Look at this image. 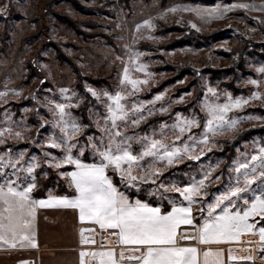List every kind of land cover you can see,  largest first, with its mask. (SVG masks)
<instances>
[{"label":"snow or ice","instance_id":"snow-or-ice-1","mask_svg":"<svg viewBox=\"0 0 264 264\" xmlns=\"http://www.w3.org/2000/svg\"><path fill=\"white\" fill-rule=\"evenodd\" d=\"M237 7L247 9L254 8V5L229 3L204 7L181 4L164 11L195 12L208 21L223 18ZM192 27L197 25L192 23ZM155 28L152 17L135 25L137 32ZM148 38L157 37L149 31ZM118 39L123 40L124 37ZM135 39L134 36L133 41ZM123 48L124 53L115 57L121 61L117 86L111 90L87 86V91L101 107L93 105L89 109L95 130L83 140L76 137L89 124L82 123L71 109L78 107L84 97L69 87H62L60 98H44L45 107L52 114L51 128L54 131L34 143L47 146L42 149L43 164L58 169L57 176L66 179L74 195L52 194L49 191L44 198L34 196L38 176L48 175L46 169H41L39 173L36 171L41 168V157L33 153L25 160L27 147L15 151L8 147L0 152V249L38 247L34 227L37 209L63 206L78 209L81 221H92L101 228L115 230L114 235L120 244L141 246L131 249L133 253H140L134 256V264H199V250L178 243L181 225L192 226V230L197 232L196 239L205 245L240 241L244 233L258 235V242L249 241L247 246L256 248L259 258L264 260V141L259 138L245 141V150L241 152L238 148L237 155L219 175L213 176L212 173L219 168L221 159L215 163L201 162L190 171L177 170L181 175L173 172L167 177L162 176L166 168L186 159L200 161L205 150L211 151L210 145L218 144L215 137L235 130L242 121L264 119V116L253 113L245 116L235 114L236 110L254 101H264V65L257 69L260 78L247 81L254 86L247 96H234L230 91L222 92L206 83L198 110L190 115L177 111L168 120L160 121L158 126L150 125L148 129L128 132L129 128L138 129L155 112L168 111L170 106L155 107V102L163 98L164 92L155 94L151 99L140 98L138 94L149 87L155 74L142 59L144 51L127 43ZM9 92L19 95V90L5 86L4 91H0V99H4ZM25 111L28 109L25 108ZM4 119L8 123L0 126V144L24 139L22 131L17 129L32 127L26 123L11 122L7 112ZM47 123L43 120L41 127ZM134 143H139L140 147L135 149ZM110 169L113 174H119L118 183L109 174ZM181 176H186L187 180ZM221 177H224L221 188L211 193L210 199H204L209 196L208 186ZM144 183L148 184L149 194L159 196V200L149 202L141 198L139 192ZM129 189L135 191L129 194ZM164 201L167 203H162ZM255 217L260 220L256 221ZM85 231L81 229L82 238ZM187 232L188 229H185L182 233L183 239H193ZM82 242L88 244L94 241L89 237ZM221 252L208 247L204 251L203 264H223ZM80 256L82 264H87L86 257H99L100 264H120L116 250L112 248L82 250ZM209 257L213 259L210 261ZM256 258L252 254L230 257L232 260L247 261ZM17 264L34 262L20 260Z\"/></svg>","mask_w":264,"mask_h":264},{"label":"rangeland","instance_id":"rangeland-1","mask_svg":"<svg viewBox=\"0 0 264 264\" xmlns=\"http://www.w3.org/2000/svg\"><path fill=\"white\" fill-rule=\"evenodd\" d=\"M229 3H247L254 8L237 7L223 18L208 21L195 12L164 11L181 4L213 7ZM261 9H264V0H215L214 3L193 0H0V91H4L5 86L19 90V95L9 92L4 99H0V126L8 123L4 119L5 112L13 123L32 125L17 129L25 138L0 144V152L8 147L14 151L27 147L25 160L33 153L37 154L41 157V168L36 171L39 173L41 169H46L48 172L46 176H38V185L44 181L43 188L46 187L40 190L45 192L43 198L49 191L52 194H69L73 189L68 187L64 177L57 176L59 170L48 168L42 162V149L47 146L34 143L54 131L51 128L52 114L45 107L44 98H60L62 87L75 90L84 99L71 110L85 123L80 113L86 107L91 123L89 109L93 105L101 106L87 91V86L109 90L117 86L121 61L115 57L124 53L123 45L126 43L145 52L142 59L155 74L149 87L138 94L140 98L151 99L155 94L164 92L163 98L155 102V107L170 106L168 111L155 112L138 129L129 128L128 132L148 129L150 125L158 126L160 121L168 120L177 111L190 115L198 110L206 83L222 92L230 91L234 96H247L254 87L247 81L260 78L257 69L264 65V10ZM149 17L154 18L156 28L137 32L135 25ZM192 23L197 27L193 28ZM149 31L157 38H148ZM121 36L123 40L118 39ZM134 36L137 38L135 41ZM58 54L62 55L61 59ZM181 96L183 100L177 99ZM248 113L264 116V101H254L236 110L235 114L245 116ZM200 115L203 116V113ZM43 120L48 123L41 127ZM93 130L90 124L76 139L83 140ZM243 136H246L245 139ZM241 137L244 140L238 145ZM257 138L264 141V119L244 120L235 130L215 137L218 144L210 145L211 151L205 150L200 161L186 159L166 168L162 176L167 177L177 170L190 171L201 162L215 163L221 159L219 168L212 173L213 176L219 175L227 168V161L214 153L224 150V142L234 146L237 155L238 148L241 152L245 150V141ZM133 147L138 149L140 145L134 143ZM109 174L113 181L115 178L119 182L118 173L113 174L110 169ZM181 178L187 180L186 176ZM223 184L224 177L211 183L207 189L209 196L204 199H210L211 193ZM39 189L37 186L34 196ZM133 191L129 189V194ZM139 195L149 202L160 199L155 194H149L147 183L142 184ZM253 219L260 220L259 217ZM34 227L36 230V222ZM245 234L248 235L243 242L239 241L241 244L258 242V235ZM256 256L259 258L257 249Z\"/></svg>","mask_w":264,"mask_h":264},{"label":"crops","instance_id":"crops-1","mask_svg":"<svg viewBox=\"0 0 264 264\" xmlns=\"http://www.w3.org/2000/svg\"><path fill=\"white\" fill-rule=\"evenodd\" d=\"M195 214V213H194ZM85 229L84 237L81 236V229ZM188 229L187 235L193 239H183L182 233ZM109 232V241L106 244L100 243L97 232ZM113 229L101 228L92 221H81L79 211L72 207L51 206L37 209L36 218V238L38 247L26 249H0V264H17L20 260L34 261L35 264H82L80 252L82 250H116V256L120 264H134V256H139L137 251L133 253L131 249L140 248L139 245H122L118 242ZM242 234L241 242L245 236ZM197 232L192 230V226L181 225L178 229V243L185 246L196 247L198 251L197 260L199 264L204 262V251L211 247L214 251L222 250L220 259L223 264H264V260L256 256V248H249L248 244H241L239 241L214 242L205 245L196 239ZM91 238L93 243H83L82 239ZM123 252V256L120 253ZM252 254L257 257L254 261L230 259L231 256L242 257ZM87 264H100V258L86 257ZM213 258L209 257L211 261Z\"/></svg>","mask_w":264,"mask_h":264},{"label":"trees","instance_id":"trees-1","mask_svg":"<svg viewBox=\"0 0 264 264\" xmlns=\"http://www.w3.org/2000/svg\"><path fill=\"white\" fill-rule=\"evenodd\" d=\"M194 2H196V1H201V2H205V3H214L215 2V0H193ZM227 1H232V0H227ZM76 30V32L77 33H79L78 31H77V29H75ZM58 56H60V59H61V54H58ZM86 107H84L83 109H82V113H80V111H78L82 116H83V118H84V122L85 123H87V124H91L90 122H89V119H88V117H87V114H86V109H85ZM80 110V109H79ZM245 137L246 136H243V138L245 139ZM244 139H242V137L237 141V144L239 145V144H241V142H243V140ZM226 145H225V147H224V150L222 151V152H216V153H214L216 156H222V157H224L225 159H226V161H227V164H226V166H228V164L230 163V160L232 159V158H234L235 157V155H236V153H235V148H234V146H231V145H229V143L228 142H224ZM114 182H117V180L114 178ZM118 183V182H117ZM43 186H44V181H41L40 183H39V185H38V187H40V189H39V191H37L36 193V195L35 196H37V197H39V198H43V196H44V194H45V192L44 191H40V190H42V189H44L45 190V188H43ZM59 194H61V193H59ZM65 194V193H64ZM75 193H74V191H71L68 195H74Z\"/></svg>","mask_w":264,"mask_h":264},{"label":"built area","instance_id":"built-area-1","mask_svg":"<svg viewBox=\"0 0 264 264\" xmlns=\"http://www.w3.org/2000/svg\"><path fill=\"white\" fill-rule=\"evenodd\" d=\"M97 234H98V237L100 238V243L101 244H106L110 240L109 239V237H110V233L109 232H106L105 236L103 235V233L100 234V232L99 233L97 232ZM34 264H35V262H34Z\"/></svg>","mask_w":264,"mask_h":264},{"label":"bare ground","instance_id":"bare-ground-1","mask_svg":"<svg viewBox=\"0 0 264 264\" xmlns=\"http://www.w3.org/2000/svg\"><path fill=\"white\" fill-rule=\"evenodd\" d=\"M103 235L105 236L106 235V232H103ZM111 237V236H110ZM109 243H111V242H109Z\"/></svg>","mask_w":264,"mask_h":264}]
</instances>
